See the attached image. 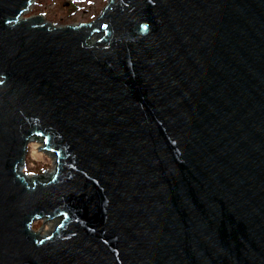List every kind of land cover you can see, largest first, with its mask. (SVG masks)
<instances>
[{"label":"water","instance_id":"95a60500","mask_svg":"<svg viewBox=\"0 0 264 264\" xmlns=\"http://www.w3.org/2000/svg\"><path fill=\"white\" fill-rule=\"evenodd\" d=\"M33 1L0 0V264H264V0Z\"/></svg>","mask_w":264,"mask_h":264},{"label":"rangeland","instance_id":"374dc122","mask_svg":"<svg viewBox=\"0 0 264 264\" xmlns=\"http://www.w3.org/2000/svg\"><path fill=\"white\" fill-rule=\"evenodd\" d=\"M108 0H34L23 18L36 15L44 16L54 26L77 25L87 23L99 16ZM40 139L31 140L21 171L29 177L47 175L56 169L55 156L46 151ZM57 219L44 218L33 223L35 231L47 235L54 230Z\"/></svg>","mask_w":264,"mask_h":264},{"label":"bare ground","instance_id":"6f19581e","mask_svg":"<svg viewBox=\"0 0 264 264\" xmlns=\"http://www.w3.org/2000/svg\"><path fill=\"white\" fill-rule=\"evenodd\" d=\"M55 156V155H54ZM54 172H47V175H45V177L42 178V180H47L48 178H50L51 176H53ZM38 177H29V176H26V179L28 181H34L36 180Z\"/></svg>","mask_w":264,"mask_h":264}]
</instances>
